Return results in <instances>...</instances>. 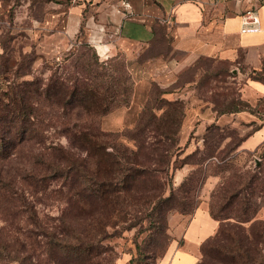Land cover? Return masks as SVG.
<instances>
[{"label": "trees", "instance_id": "obj_1", "mask_svg": "<svg viewBox=\"0 0 264 264\" xmlns=\"http://www.w3.org/2000/svg\"><path fill=\"white\" fill-rule=\"evenodd\" d=\"M83 47L91 48L89 44ZM87 54L69 55L48 78L36 76L0 88V209L12 215L10 227L16 234L0 242V251L19 264H28L27 255L41 250L52 264H102L106 224L117 209L150 207L144 217L155 233L164 235L169 211L193 207L190 199L174 190L166 197L160 194L166 184L161 173L170 165L174 144H165L157 136L174 140L180 123L176 113L182 107L177 101H167L170 110L163 117L152 114L140 121L138 133L132 136L137 149L130 148L120 142L118 134L103 130L100 122L102 115L128 103L129 88L107 73L106 63L96 53L89 58ZM246 107H251L249 102L239 99L219 112ZM155 124H161L160 128ZM148 128L153 136L144 133ZM52 130L66 143L50 140ZM187 184L182 186L184 192L189 190ZM257 186H264L257 173L220 184L216 191L220 211L241 204L248 210L252 195L247 191H256ZM58 194L65 200L64 216L55 230L46 231L37 218L36 202ZM210 213L220 226L202 243V259L197 264H262L259 243L264 228H248L213 208ZM25 216L39 228L30 242ZM41 234L44 240L38 238Z\"/></svg>", "mask_w": 264, "mask_h": 264}, {"label": "rangeland", "instance_id": "obj_2", "mask_svg": "<svg viewBox=\"0 0 264 264\" xmlns=\"http://www.w3.org/2000/svg\"><path fill=\"white\" fill-rule=\"evenodd\" d=\"M16 5L0 14V88H5L9 82L32 80L36 76L48 78L73 53L85 51L88 58L96 53L100 62L106 63L107 73H113L121 84L125 83L129 88L128 103L102 115L101 127L106 132L118 134L120 142L132 149H137V142L132 136L138 133L140 121L144 118L148 120L152 114L157 118L163 117L170 110L167 101H177L182 107L176 113L175 120L180 123L174 140L157 136L165 144H174L170 151V165L166 172L161 173L166 184L160 194L166 197L174 190L180 197L185 195L187 200L190 199L193 207L185 212L177 209L169 211L164 235L155 233L151 222L145 218L150 207L138 205L127 210L117 209L106 224V239L102 242L106 252L102 255L105 257L102 264H157L172 244L182 243L190 218L202 205L210 212L213 208L223 217L239 219L248 228L252 225L264 228V186H257L256 191H247L252 195L248 210L241 204L220 211L221 204L216 198V191L223 182H236L255 173L264 181V143L254 151L241 148L243 139L264 123V98L256 106L249 103L251 107L242 111L219 112L231 101L244 100L241 89L245 78L240 72L243 67L206 57L188 60L183 54L173 51L171 41L163 33L146 45L125 44L105 25H101L97 26L100 38L88 37L85 21L66 54L40 58L35 52L37 42L29 36L30 20L17 17ZM89 13L90 6H87L84 18L87 19ZM83 44H89L91 48H84ZM6 69L7 74L2 75ZM30 71L32 73L28 74ZM255 76L264 78V72ZM155 125L159 127L161 124ZM149 131L150 128L145 129L144 133L153 136V132L150 134ZM56 133L52 130L50 140L66 143V139ZM186 182H189L186 186L189 190L184 192L182 186ZM36 205L37 218L46 231L55 230L64 216L66 205L63 196L49 195ZM249 216L251 220L244 221ZM11 220L12 215L7 216L0 209L1 243L16 235L12 233ZM25 227L30 234L27 242H30L31 235L35 237L39 228L27 216ZM38 238L45 239L42 234ZM10 248L12 256H15L12 246ZM259 248L264 264V236ZM1 251L0 264H19L18 260ZM35 254L27 255L28 264H52L43 250Z\"/></svg>", "mask_w": 264, "mask_h": 264}, {"label": "crops", "instance_id": "obj_3", "mask_svg": "<svg viewBox=\"0 0 264 264\" xmlns=\"http://www.w3.org/2000/svg\"><path fill=\"white\" fill-rule=\"evenodd\" d=\"M14 5L18 18L30 20L29 36L36 40L40 58L66 54L84 21L88 37L100 38L97 26L105 25L125 44L146 45L163 33L173 51L188 60L206 57L243 67L242 98L253 106L264 98V79L254 77L264 72V0H0V14ZM253 6L260 18L259 30L245 32L241 14ZM263 143L264 123L245 137L241 148L254 151ZM219 226L209 209L199 206L182 243L172 244L158 264H197L202 243Z\"/></svg>", "mask_w": 264, "mask_h": 264}, {"label": "built area", "instance_id": "obj_4", "mask_svg": "<svg viewBox=\"0 0 264 264\" xmlns=\"http://www.w3.org/2000/svg\"><path fill=\"white\" fill-rule=\"evenodd\" d=\"M126 7H129L130 4H125ZM242 23L244 25L243 31H254L259 30L258 24L260 22V18L257 13V7H250L246 9L242 14Z\"/></svg>", "mask_w": 264, "mask_h": 264}]
</instances>
